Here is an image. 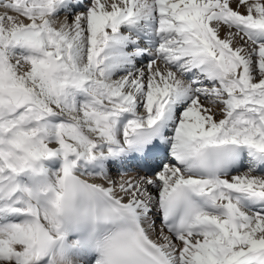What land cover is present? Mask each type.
I'll list each match as a JSON object with an SVG mask.
<instances>
[{"label":"snow or ice","instance_id":"obj_1","mask_svg":"<svg viewBox=\"0 0 264 264\" xmlns=\"http://www.w3.org/2000/svg\"><path fill=\"white\" fill-rule=\"evenodd\" d=\"M71 6L0 2V264H264V0Z\"/></svg>","mask_w":264,"mask_h":264},{"label":"bare ground","instance_id":"obj_2","mask_svg":"<svg viewBox=\"0 0 264 264\" xmlns=\"http://www.w3.org/2000/svg\"><path fill=\"white\" fill-rule=\"evenodd\" d=\"M0 2H2V0H0ZM85 2L87 3V0H85ZM76 5H79V2L76 1V0H72V6H71V8L69 10L70 13H74L76 11H79V10H81L80 8L83 7V5H81V6H76ZM122 31H125L126 32L127 30L126 29H123ZM145 63H147V61L144 62V63H141V64H145ZM49 166L52 167L53 165L50 164ZM56 166L58 167V165H56ZM113 175H116L115 172H113Z\"/></svg>","mask_w":264,"mask_h":264}]
</instances>
